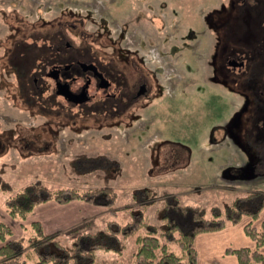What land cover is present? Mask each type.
I'll list each match as a JSON object with an SVG mask.
<instances>
[{
  "label": "rangeland",
  "instance_id": "1",
  "mask_svg": "<svg viewBox=\"0 0 264 264\" xmlns=\"http://www.w3.org/2000/svg\"><path fill=\"white\" fill-rule=\"evenodd\" d=\"M55 1L58 0H0V10L17 9L32 15L27 20L45 21L49 20L51 13L37 14L36 11L40 6L45 9L48 4L54 5ZM222 1L170 0V8L178 10L179 3L185 4L182 15L186 16V26L189 27L196 23V16L202 10L205 13ZM255 9H260L257 14L237 18L225 31L224 42L230 45L229 48L246 56L243 69H231V73L222 75L230 87L208 80L212 73L209 61L213 38L210 34H203V80H188L184 90L178 88L172 94L169 92L156 99L150 109L156 114L152 125L141 131L118 123L124 120L126 113H115V103L98 108L88 105L77 110L48 96L46 87H37L34 82L37 76L39 85L49 84L41 73L58 56L50 47L58 40V29H51L39 21L40 26H36L38 23L27 24L22 40L19 36L12 38L11 43L21 42L26 52L28 97L25 108H22L24 111L19 112L14 105L19 104L18 92L12 88L11 95H8L4 88H0V121L3 123L0 124V218L13 227V236H28L30 230L24 229L22 223L32 221H21L8 215L6 200L33 183L51 189L68 186L114 188L117 214L112 215L108 210L100 213L93 220V228H101L109 218L122 223L128 221L130 213L126 208L144 210L151 223H160L165 211L162 206L168 197L175 196L184 204L210 211L212 206L224 207L250 191L264 193V177L256 181L225 182L220 175L223 166L230 168L248 156L232 141H223L224 135L220 131L223 121L243 101L237 90L247 89L254 95L253 88L264 86V59L262 61L260 57L264 54V16L260 15L264 13V2ZM1 31L4 32L5 28ZM85 47L79 51L82 55H95L99 60H105L95 45L86 43ZM186 55L191 57L188 50ZM106 66L109 68L108 64ZM255 112L259 116L252 124L249 136L253 142L264 141V110L256 108ZM16 121L24 124L12 125L13 133L8 127H1L4 123ZM56 134L61 137V142L55 141ZM152 154L159 162H152ZM144 189H151L155 194V202L148 206H144L141 197L136 195ZM63 240L70 242L65 237ZM135 248L134 236H130L122 256H116L112 250L100 251L97 264L126 262L132 259Z\"/></svg>",
  "mask_w": 264,
  "mask_h": 264
},
{
  "label": "flooded vegetation",
  "instance_id": "2",
  "mask_svg": "<svg viewBox=\"0 0 264 264\" xmlns=\"http://www.w3.org/2000/svg\"><path fill=\"white\" fill-rule=\"evenodd\" d=\"M261 2L264 0H223L205 13L202 10L196 16V23L189 27L186 16L182 15L186 5L179 3L178 10L171 9L170 0H58L45 9L40 6L37 14L51 15L49 20L39 21L59 31L58 40L50 44L58 56L41 73L49 84L39 85L38 76L34 82L40 89L46 87L51 98H58L77 110L88 105L98 108L115 103V113H126L118 123L135 131L147 129L156 116L150 110L156 99L178 88L184 90L188 80H203V34L213 38L209 61L212 73L208 80L230 87L222 75L231 73V69H243L246 56L229 48L224 42L225 31L237 18L257 14L260 9L255 8ZM28 16L32 15L17 9L0 10V88L8 95L12 88L18 92L19 104L14 102V105L19 112L24 111L28 98L26 52L21 42L11 43V39L19 36L22 40L27 24L40 26L38 20H27ZM86 43L95 45L105 60L82 55L79 51L86 48ZM187 50L191 57L186 55ZM6 55L7 60H3ZM260 57L263 61L264 54ZM259 87L253 88L254 95L247 89L237 90L243 101L220 125L223 141H232L248 153L238 164L230 168L223 166L219 174L225 182L256 181L264 177V141L253 142L249 136L259 116L255 109L264 110V86ZM22 124L16 121L1 127H8L13 133L11 126ZM79 138H82L80 134ZM55 141L61 142L58 134ZM151 157L153 163L159 162L154 154Z\"/></svg>",
  "mask_w": 264,
  "mask_h": 264
},
{
  "label": "trees",
  "instance_id": "3",
  "mask_svg": "<svg viewBox=\"0 0 264 264\" xmlns=\"http://www.w3.org/2000/svg\"><path fill=\"white\" fill-rule=\"evenodd\" d=\"M136 195L141 197L144 206L155 202L151 189L141 190ZM116 198L117 192L110 186L51 189L33 183L8 197L5 211L12 218L24 221L36 206L46 201L83 200L105 207L116 215ZM162 207L165 211L160 223H151L144 210L126 208L130 213L128 221L122 223L109 218L101 228L88 230L77 226L73 229L77 233L68 243L57 232L47 233L40 221L22 223L30 233L15 238L13 227L0 218V264H97L100 251L112 250L116 256H122L130 236H134L136 242L133 264H199L197 235L241 222L254 246L229 247L228 252L237 257L239 264H264V218L260 219L264 210L262 191H250L224 207L212 206L210 211L184 204L175 196L166 198Z\"/></svg>",
  "mask_w": 264,
  "mask_h": 264
},
{
  "label": "crops",
  "instance_id": "4",
  "mask_svg": "<svg viewBox=\"0 0 264 264\" xmlns=\"http://www.w3.org/2000/svg\"><path fill=\"white\" fill-rule=\"evenodd\" d=\"M107 210L105 207L83 200H74L67 203L50 200L36 206L28 220L40 221L47 233L57 232L63 238L71 240L77 233L73 230L77 226L87 230L97 229L92 226L93 220L100 213ZM262 218H264V210L260 219ZM195 244L198 249L199 264L206 262L212 264H239L237 257L228 252V248L253 247L254 241L246 234L244 223L241 222L227 225L217 231L200 233L195 239ZM112 264H133V262L130 259L126 262L116 261Z\"/></svg>",
  "mask_w": 264,
  "mask_h": 264
}]
</instances>
